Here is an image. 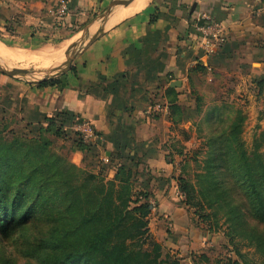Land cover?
<instances>
[{
  "label": "rangeland",
  "instance_id": "rangeland-1",
  "mask_svg": "<svg viewBox=\"0 0 264 264\" xmlns=\"http://www.w3.org/2000/svg\"><path fill=\"white\" fill-rule=\"evenodd\" d=\"M31 1L37 0H0V15L4 8L8 9L10 6L11 9L6 14L11 19L1 20V23L6 24L3 34L7 38L0 33V42L5 46L38 49L45 45H57L67 39H72L70 42L74 45L85 29L90 35L98 31L99 27L92 28L90 25L107 9L83 12L84 10L75 5L74 0H65L69 3L68 12L63 21L58 22L53 11L60 4V0L47 10L49 19L46 20L48 24L45 28H42V22L40 26L28 27L26 24L30 20L25 18L28 13L26 7L21 9L15 2ZM170 1L173 0H169L167 4H171ZM29 13L36 15L31 11ZM251 18L258 24H264V0H259L256 6L251 7ZM113 24L111 20V25ZM20 28H26L25 34L39 33L42 36L37 37V41L12 39L21 37L17 30ZM260 35L258 53H254V58L243 57L242 54L235 58L226 57L217 66L213 65L212 72L205 71L197 79L196 76L192 77V89L189 93L188 90L184 91L181 101L177 102V134L168 140L170 147L167 146L164 155L165 162L168 165L170 163V171H150L149 178L145 179V174L139 179L138 171L132 169V181L137 193L149 195L151 190L161 188L165 180L167 183L173 181L183 194L182 200L176 194L173 200L183 212L187 221L185 226H190L192 233L197 231L200 234L196 239L190 235L189 242L196 245L189 244L185 253L168 249L158 243L161 246L159 261L167 264L172 261H178L179 264H264V243L259 247L253 245L247 234L251 230H259L264 238V226L255 223L246 209L242 212V202L245 199L233 178L234 165L228 168L225 162L226 151L230 150L231 153L238 154L246 151L251 158L259 157L264 163V85L259 86V82L264 81V32ZM16 50L18 51L15 49L12 52H17ZM24 63H14L0 57V65L7 71L22 70L29 74L10 78L0 73V137L6 140H12L13 137L36 139L40 134L39 129L48 126L43 119L50 116L44 114L35 120L30 119L33 116L28 113L27 102H10V98H24L25 89L36 88V81L51 76V70L57 66L51 63L52 65L41 68L33 62L27 65ZM65 72L69 71L64 70ZM64 73L59 76H64ZM58 114L57 123L62 126L66 138L58 139L47 135L52 142V150L78 170L103 172L107 178L111 166H108L107 161H102L103 153L95 149L86 151V146L77 142V137L71 132V122L60 119L61 113ZM216 141L222 147L213 145ZM169 189L170 186L167 191ZM156 216V210H152L150 218L154 221ZM165 227L164 230L169 228L166 222ZM150 244L148 243V250H151L152 243ZM5 252L7 257L13 255L18 263L23 262L19 259L14 243L9 242Z\"/></svg>",
  "mask_w": 264,
  "mask_h": 264
},
{
  "label": "crops",
  "instance_id": "crops-1",
  "mask_svg": "<svg viewBox=\"0 0 264 264\" xmlns=\"http://www.w3.org/2000/svg\"><path fill=\"white\" fill-rule=\"evenodd\" d=\"M56 1L60 2L37 0L15 3L28 11L25 18L30 21L26 26H40L42 22V28H45L49 19L48 9ZM111 2L74 0L75 5L88 13L107 8ZM167 2L169 0H128L118 9L115 18L110 16L98 39L82 50L72 67L74 71L59 77L61 83L57 87H28L24 98H10V102H27L28 113L33 116L30 119L35 120L44 114L51 117L58 113H71L92 122L102 137L101 144L95 149L103 153L108 166H111L108 180L114 179L120 166L137 170L139 179L145 174V179L149 178L150 171L169 172L170 163L165 162L164 155L167 146L170 147L168 140L175 137L177 124L172 122L169 114L150 117L147 110L158 100L167 102L164 95L174 82L181 83V87L172 88L177 91L181 101L183 94L192 89V77L196 76L197 79V76L204 74L197 70L198 66L212 72L223 58H235L240 54L254 58V53H258L264 24L252 20L251 7L256 6L259 0ZM9 7L2 8L0 15V33L5 38L6 24L1 20L11 19L6 15L10 13ZM29 11L36 15H31ZM202 15H209L222 23L228 34L225 48L211 58L203 56L194 29L196 20ZM17 30L21 37L12 39L37 41V37L42 36L39 33L25 34L26 28ZM71 40L62 42L71 43ZM71 44L68 56L72 53ZM0 46L5 51L10 48L6 52L18 49L21 53L38 51L51 45L37 50L12 48L2 42ZM163 143L166 145L162 146ZM175 186L173 181L167 183L165 180L161 188L151 190L149 200L156 204L157 216L154 221L150 218L149 227L154 242L185 253L189 244L196 245L189 242L190 235L196 239L200 234L197 231L192 233L190 226H185L187 221L183 212L173 200ZM165 222L169 227L167 230H164Z\"/></svg>",
  "mask_w": 264,
  "mask_h": 264
},
{
  "label": "trees",
  "instance_id": "trees-1",
  "mask_svg": "<svg viewBox=\"0 0 264 264\" xmlns=\"http://www.w3.org/2000/svg\"><path fill=\"white\" fill-rule=\"evenodd\" d=\"M197 70L206 68L198 66ZM60 83L57 78L36 87ZM164 98L169 117L177 124L179 94L168 87ZM60 119L70 121L71 127L77 116L61 113ZM43 120L48 126L39 129L36 139L0 137V264H167L159 261L161 246L149 230L150 194L135 192L132 171L120 166L114 179L107 180L103 172L78 170L52 150L47 138H66L58 116ZM75 136L86 151H94L96 146ZM217 144L222 147L217 141L213 145ZM226 157V167L234 165L233 178L245 199L242 212L246 209L255 223L264 226V163L246 151L227 150ZM259 232H247L258 247L264 243ZM9 242L16 245L22 263L13 255L6 256ZM148 243H152L151 250Z\"/></svg>",
  "mask_w": 264,
  "mask_h": 264
},
{
  "label": "built area",
  "instance_id": "built-area-1",
  "mask_svg": "<svg viewBox=\"0 0 264 264\" xmlns=\"http://www.w3.org/2000/svg\"><path fill=\"white\" fill-rule=\"evenodd\" d=\"M68 12V4L61 0L58 7L53 11V16L58 22L63 21ZM194 29L198 35V46L205 58H211L222 51L228 43V34L225 26L214 20L211 16L203 15L196 20ZM169 114L166 102L156 101L148 110L150 117H160ZM72 133L77 135L84 144L88 146H97L101 144L102 137L88 120L77 119L70 127ZM102 161H106L103 156ZM174 193L182 200L183 194L178 186L174 187ZM150 203V202H149ZM152 210L155 211V203L151 202Z\"/></svg>",
  "mask_w": 264,
  "mask_h": 264
},
{
  "label": "water",
  "instance_id": "water-1",
  "mask_svg": "<svg viewBox=\"0 0 264 264\" xmlns=\"http://www.w3.org/2000/svg\"><path fill=\"white\" fill-rule=\"evenodd\" d=\"M127 1L128 0H114L107 7V9L103 12V14L94 23H92L90 25L92 28L99 27L98 31L94 35H90V34L86 33L87 29H85V31H83V33H81L78 36L75 44L73 45L71 55L68 56L63 63H61L59 66H57L56 68H53L51 70V76H49L45 79L39 80V81L37 80L35 84H39V83H41L43 81H47V80H52L55 77H58L62 72L64 73V70L65 71H71L74 63L76 62V59L81 54L82 50L87 48L89 45H91L94 41H96L98 39V37L101 35V32L103 31L105 23L108 21L110 16L113 15L115 12H117V10ZM0 73L5 75V76H8L10 78H17L20 75H23V76L29 75L28 72L22 71V70L7 71L1 65H0ZM55 79H57V78H55ZM171 87L172 88H179V87H181V83L180 82H174V83H172Z\"/></svg>",
  "mask_w": 264,
  "mask_h": 264
},
{
  "label": "bare ground",
  "instance_id": "bare-ground-1",
  "mask_svg": "<svg viewBox=\"0 0 264 264\" xmlns=\"http://www.w3.org/2000/svg\"><path fill=\"white\" fill-rule=\"evenodd\" d=\"M119 10H117V12H115L112 15V18L116 17V15L119 13ZM9 49H7L6 51H8ZM6 51L0 46V57L3 56V57H5V59H8L9 61L11 60L14 63L22 61L23 63L25 62L26 65H27V63L33 62L34 64L39 65V67H41V68H46L51 63H55L56 66H59V64L64 60V58H66L70 54L71 47H70V43L62 42V43L55 45V46H52V45L51 46H45L44 48H42L38 51H33V50L29 51L28 50L25 52L22 51L21 53L20 52H12V51L6 52ZM18 51H20V50H18ZM1 59H2V57H1Z\"/></svg>",
  "mask_w": 264,
  "mask_h": 264
}]
</instances>
